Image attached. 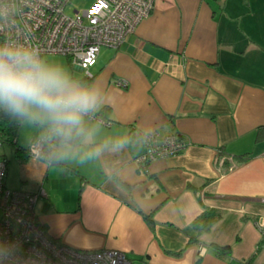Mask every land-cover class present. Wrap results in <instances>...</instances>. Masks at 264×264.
Instances as JSON below:
<instances>
[{
	"label": "crops",
	"instance_id": "1",
	"mask_svg": "<svg viewBox=\"0 0 264 264\" xmlns=\"http://www.w3.org/2000/svg\"><path fill=\"white\" fill-rule=\"evenodd\" d=\"M43 57L98 89L86 117L95 145L126 141L99 155L60 142L52 163L12 146L20 185L8 189L43 188L35 212L51 238L120 250L131 264H264L255 225L264 217V0H156L118 48L100 49L91 77L64 56ZM50 129L24 118L17 144L27 149ZM154 132L186 146L143 166L142 134ZM208 210L217 221L191 240Z\"/></svg>",
	"mask_w": 264,
	"mask_h": 264
},
{
	"label": "built area",
	"instance_id": "2",
	"mask_svg": "<svg viewBox=\"0 0 264 264\" xmlns=\"http://www.w3.org/2000/svg\"><path fill=\"white\" fill-rule=\"evenodd\" d=\"M72 0H0V45L36 48L42 56L66 57L87 77L102 47L118 48L137 25L155 8L156 0H93L86 9L65 10ZM126 86L125 81L117 82ZM145 150L137 159L146 165L176 155L186 143L177 135L142 134ZM1 148V143H0ZM32 160L49 159L45 139L29 145ZM7 165L0 158V249L7 251L4 264H131L115 249L76 250L51 238L35 212L42 187L37 192L10 190L5 186ZM264 235V217L255 222Z\"/></svg>",
	"mask_w": 264,
	"mask_h": 264
},
{
	"label": "clouds",
	"instance_id": "3",
	"mask_svg": "<svg viewBox=\"0 0 264 264\" xmlns=\"http://www.w3.org/2000/svg\"><path fill=\"white\" fill-rule=\"evenodd\" d=\"M98 103V89L75 82L60 63L45 59L36 48L0 45V109L47 123L63 143L70 145L79 139L93 145L89 154L99 155L108 147L118 150L126 141L95 145L98 128L86 117ZM7 258V251L0 249V264Z\"/></svg>",
	"mask_w": 264,
	"mask_h": 264
},
{
	"label": "trees",
	"instance_id": "4",
	"mask_svg": "<svg viewBox=\"0 0 264 264\" xmlns=\"http://www.w3.org/2000/svg\"><path fill=\"white\" fill-rule=\"evenodd\" d=\"M106 111V109L104 110ZM24 118L16 117L9 114L4 109H0V143L1 146L4 143L10 144L15 148V153L19 158L27 159L29 157L28 148L27 149L19 146L16 141V133L18 130V126ZM45 139V149L46 152L49 154V163L53 162V155L55 151V146L62 142L61 138L57 137L53 134L52 130L50 129ZM80 140L76 139L72 143H79ZM0 158L3 159L7 165L6 159L4 156L0 155ZM146 221L149 224L153 223L151 215L144 216ZM219 215L214 211H204L200 216H198L193 222V232L194 234L191 236V240H196L199 235L203 232H207L211 226L217 221Z\"/></svg>",
	"mask_w": 264,
	"mask_h": 264
},
{
	"label": "rangeland",
	"instance_id": "5",
	"mask_svg": "<svg viewBox=\"0 0 264 264\" xmlns=\"http://www.w3.org/2000/svg\"><path fill=\"white\" fill-rule=\"evenodd\" d=\"M93 0H72L68 7L66 8L65 12L69 15L72 16L74 15V10L77 11H82L88 7V5L92 2ZM61 56V55H60ZM60 58H64L63 56ZM55 63H60L64 70L66 69L67 66L63 60H57ZM70 68L73 69V66H70ZM0 154H4L7 159H9L8 162V179H7V188H18L20 185V179L19 176L14 171V157H13V149L12 145L4 143L1 148H0ZM6 180V179H5ZM5 184V185H6Z\"/></svg>",
	"mask_w": 264,
	"mask_h": 264
}]
</instances>
